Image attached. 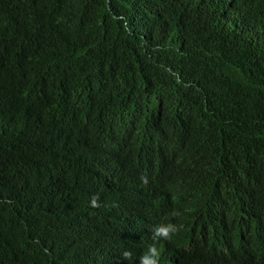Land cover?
Returning <instances> with one entry per match:
<instances>
[{
  "label": "trees",
  "instance_id": "16d2710c",
  "mask_svg": "<svg viewBox=\"0 0 264 264\" xmlns=\"http://www.w3.org/2000/svg\"><path fill=\"white\" fill-rule=\"evenodd\" d=\"M153 245L264 264V0H0V264Z\"/></svg>",
  "mask_w": 264,
  "mask_h": 264
},
{
  "label": "clouds",
  "instance_id": "9594fccd",
  "mask_svg": "<svg viewBox=\"0 0 264 264\" xmlns=\"http://www.w3.org/2000/svg\"><path fill=\"white\" fill-rule=\"evenodd\" d=\"M145 182L147 181L146 177L142 178ZM97 199L98 198H93L92 200V206L96 207L98 206L97 204ZM173 215H178V213L174 212ZM179 231V228L177 225H174L173 223H168V224H161V225H157L154 228V234H153V239H171L172 235L177 233ZM152 255L155 257L154 259L149 260L147 257V253L145 255H143L140 259H141V264H158V256H159V252L157 250V248L153 245L150 246L148 249ZM123 257L125 259H129L131 257V253L128 251H125L123 253Z\"/></svg>",
  "mask_w": 264,
  "mask_h": 264
}]
</instances>
